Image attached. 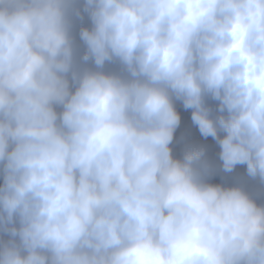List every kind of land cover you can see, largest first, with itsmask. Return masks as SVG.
<instances>
[{"label": "clouds", "instance_id": "obj_1", "mask_svg": "<svg viewBox=\"0 0 264 264\" xmlns=\"http://www.w3.org/2000/svg\"><path fill=\"white\" fill-rule=\"evenodd\" d=\"M0 264H264V0H0Z\"/></svg>", "mask_w": 264, "mask_h": 264}]
</instances>
